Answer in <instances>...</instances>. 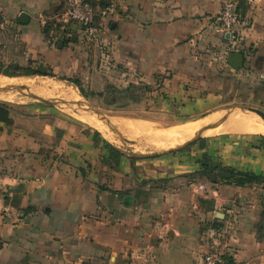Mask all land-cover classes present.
<instances>
[{"label":"crops","instance_id":"crops-1","mask_svg":"<svg viewBox=\"0 0 264 264\" xmlns=\"http://www.w3.org/2000/svg\"><path fill=\"white\" fill-rule=\"evenodd\" d=\"M86 1L99 15L112 9L99 18L98 44L87 45L67 24V0H0V65L108 83L106 52L121 85L134 83L128 73L148 79L154 117L177 108L180 117L200 119L230 82L264 93V0H238L235 45L212 31L224 0ZM233 53L244 58L237 71L227 64ZM7 110L10 123L0 122V264H202L215 238L231 264H264L258 185L219 183L189 157H165L150 171V186L132 168L101 175L99 151L80 126L32 104ZM235 150L222 151L228 165L264 179L263 155L238 158ZM4 208L15 218L4 219Z\"/></svg>","mask_w":264,"mask_h":264},{"label":"rangeland","instance_id":"rangeland-1","mask_svg":"<svg viewBox=\"0 0 264 264\" xmlns=\"http://www.w3.org/2000/svg\"><path fill=\"white\" fill-rule=\"evenodd\" d=\"M57 40L59 41V39ZM105 54L107 53L104 52L102 54L105 64L101 69L109 70L108 73L110 74L108 75L111 76L107 79L108 83L107 81L106 83L84 82L86 80L85 76L81 77L73 74L67 77L65 75H57L50 68L36 69L33 64L28 65L27 68L5 67L1 64L0 79L2 82L0 83V88L17 86L26 94L48 101H39L28 98L19 92L9 91L0 92V105L9 108V106H15L18 103L32 104L43 107L49 113L51 112L53 114L52 117H59L62 120L73 122L80 126L85 137L89 138L92 145L95 146L96 152H100L98 154H100V165L102 166L101 175L105 174L103 170L111 172L115 171L114 169L121 168V166L124 169L126 167L132 168L135 176L139 175L142 177L140 185L145 183L144 185L150 186V171H158L163 161H170L165 158L167 156L170 158L189 157L192 158L193 163L196 159L203 173L221 176L216 179L219 183L224 182V178L221 179L225 177L224 173H228L230 170L239 171L234 166L228 165L229 160L225 161L222 152L224 148L234 147L236 149L234 155L238 156V158L246 156L254 159L253 154L263 155L264 157L263 135L238 133L212 134L207 132L195 138L181 150L165 153L179 147L195 133L217 124L231 110L232 112L226 122L249 118L255 120L256 124L264 125V120L257 114L238 109L240 107H250L264 112L263 92H252L248 89L242 91L241 88L233 86L230 82L228 87L224 88V92L220 94L219 103L215 109L200 119L180 117L181 115L176 110L177 108L166 110L165 114L160 117H154L150 116V108L152 109V106L150 107L152 105V103L150 104V95H152V92L148 79L145 77L139 79L138 75L134 73L129 75L128 73L127 77L131 78L134 83L125 81L121 85L120 81L114 80L116 75L115 67L111 68L112 62L108 65L105 60ZM87 78L89 79L90 77L88 76ZM249 83L245 85L246 88ZM155 104V109L159 111L160 108L156 102ZM90 108L99 112L114 131L104 128L97 114L93 112L72 111L73 109L88 110ZM153 118L158 120L150 121ZM90 120L92 122H89ZM126 120L129 122L143 121L149 124L152 123L166 131L183 124L195 123L196 126H199L198 129L201 128V130L195 131L192 135L190 134L180 143L159 147L158 144L164 138L160 140V137L156 136L149 138L148 136L150 135H133L129 130L124 129L125 127L121 124V122ZM224 123L214 130H218ZM154 185L163 186L161 181L154 182ZM258 187L264 190V182L259 184Z\"/></svg>","mask_w":264,"mask_h":264},{"label":"built area","instance_id":"built-area-1","mask_svg":"<svg viewBox=\"0 0 264 264\" xmlns=\"http://www.w3.org/2000/svg\"><path fill=\"white\" fill-rule=\"evenodd\" d=\"M111 12L112 9H106L99 15L96 9L85 0H67L64 18L67 24L76 28L84 43L98 44L103 34V26L99 20L106 18ZM241 25L242 17L238 0H224L222 11L214 21L213 33L225 37L235 45L238 43L237 33ZM105 60L109 65L107 55ZM2 216L6 220L15 218V215L7 208L2 210ZM202 264H230L227 254L222 249L220 238H215L212 242L209 252L203 257Z\"/></svg>","mask_w":264,"mask_h":264},{"label":"bare ground","instance_id":"bare-ground-1","mask_svg":"<svg viewBox=\"0 0 264 264\" xmlns=\"http://www.w3.org/2000/svg\"><path fill=\"white\" fill-rule=\"evenodd\" d=\"M1 82L2 81L0 79V83ZM89 122H92V120H90ZM93 123L95 124V122ZM121 124L123 125V127H125L124 129L129 130V132H131L133 135H143V136L150 135L148 136L149 138L156 136V137H160V140L164 138V140L160 144H158L159 147L162 145L169 146L171 144L180 143L183 140H185L190 134L192 135L195 131L201 130V128L198 129L199 126L198 125L196 126L195 123L183 124L179 127L177 126L176 128L170 129L166 132H164L160 128H157L154 125L149 124L148 122H143V121L142 122L140 121H130L129 122L128 120H126V121L121 122ZM209 132L212 134L214 133H217V134L238 133V134H244V135L245 134H258V135L264 136V125L256 124L255 120L253 119L244 118L243 120H234V121L226 122L224 123V125L219 127L218 130L213 129ZM192 137L193 136H191L190 138ZM190 138H188L187 140H189Z\"/></svg>","mask_w":264,"mask_h":264},{"label":"water","instance_id":"water-1","mask_svg":"<svg viewBox=\"0 0 264 264\" xmlns=\"http://www.w3.org/2000/svg\"><path fill=\"white\" fill-rule=\"evenodd\" d=\"M19 20H20L21 23L24 24L25 23L24 22L25 20L28 21V16L26 14H21ZM227 64L234 71L240 70L243 67V65H244V58L239 53H233V54H231L229 56V59L227 61ZM9 91L19 92V93L23 94L24 96H26L28 98L36 99V100H39V101H48V100L43 99V98H39V97H36V96H32L30 94H26L24 91H22L17 86L0 88V92H9ZM238 109L253 112V113L257 114L261 119L264 120V112H262V111H260L258 109L250 108V107H240ZM233 110H235V109H233ZM72 111L73 112H93V113L97 114V116L99 118V121H100V123L102 124V126L104 128H106L107 130L114 131L113 128L105 122V120L103 119V117L101 116V114L99 112H97L96 110L92 109V108H90L88 110H84V109H73ZM231 112H232V110L231 111H228L226 113V115L221 120H219V122L217 124H215V125H213V126H211L209 128H205L204 130L195 133V135H193V137L190 138L189 140H187L185 143H183L179 147L174 148L172 150H169V151H167L165 153H173V152L179 151L182 148H184L185 146H187L188 144H190L198 136H201V135H203V134H205V133H207V132H209V131L217 128L218 126H220L221 124H223L224 122H226V120L230 116Z\"/></svg>","mask_w":264,"mask_h":264},{"label":"trees","instance_id":"trees-1","mask_svg":"<svg viewBox=\"0 0 264 264\" xmlns=\"http://www.w3.org/2000/svg\"><path fill=\"white\" fill-rule=\"evenodd\" d=\"M86 2L90 4L93 8H95L91 3H89L88 1ZM0 122L10 123L8 119L7 106L0 105ZM230 171L228 173H224L223 175H225V177H222L221 179L224 178V181L236 187H247V186L259 185L262 182H264V179L262 177L254 173H251V172H241L237 170H230ZM201 173L203 176H206V177H208V175L210 174V173L208 174L203 173V171H201Z\"/></svg>","mask_w":264,"mask_h":264}]
</instances>
